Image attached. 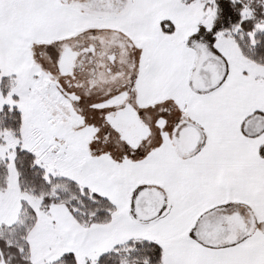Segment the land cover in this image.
Listing matches in <instances>:
<instances>
[{"label":"snow or ice","instance_id":"1","mask_svg":"<svg viewBox=\"0 0 264 264\" xmlns=\"http://www.w3.org/2000/svg\"><path fill=\"white\" fill-rule=\"evenodd\" d=\"M0 264H264V0H0Z\"/></svg>","mask_w":264,"mask_h":264}]
</instances>
